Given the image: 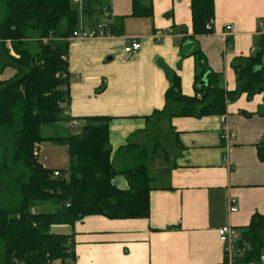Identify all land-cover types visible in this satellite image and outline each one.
<instances>
[{"label":"crops","instance_id":"0c3cea01","mask_svg":"<svg viewBox=\"0 0 264 264\" xmlns=\"http://www.w3.org/2000/svg\"><path fill=\"white\" fill-rule=\"evenodd\" d=\"M140 1L153 7V17H132L133 0L107 1L113 17H125L122 36L70 42L69 115L110 117L113 154L137 132L133 140L150 148L151 215L89 216L72 226H53L51 232L73 235L75 264H224L218 229L231 226L240 236L255 213L264 214V163L257 151L264 141V95L248 100L243 94L221 116L154 114L166 105L168 70L181 78L184 95H195L198 61L182 55L183 46L195 49L193 42L210 69L221 74L224 87L236 89L234 63L253 55L264 35V0H215L213 31L196 41L190 0ZM229 25L230 42L224 37ZM133 40L142 50L125 54ZM13 74L6 70L0 78ZM225 128L234 134L228 151ZM114 166L120 169L121 161ZM113 183L128 188L122 175ZM230 199L237 201L238 212H231Z\"/></svg>","mask_w":264,"mask_h":264},{"label":"trees","instance_id":"16d2710c","mask_svg":"<svg viewBox=\"0 0 264 264\" xmlns=\"http://www.w3.org/2000/svg\"><path fill=\"white\" fill-rule=\"evenodd\" d=\"M81 1L78 10L75 0H0V77L6 70L14 72L9 79L0 78V264H75L73 235L52 233L53 226H72L89 216L128 220L151 215L150 148L133 140L137 132L115 154L110 117L77 119L78 133L65 137L43 134L45 128L69 122L65 116L71 105L69 39L79 29L80 18H90L93 25L108 21L107 29L114 37L123 35L125 17L110 21L107 1ZM190 2L196 41V36L213 31L215 0ZM153 15L152 6L133 0L132 17ZM32 40L38 45L36 53L28 45ZM193 43L195 49L183 46L182 55H193L198 61L195 95H184L181 78L168 70L166 105L154 116H221L243 94L248 100L264 95V35L258 38L253 55L234 63L237 87L232 91ZM45 142L68 148L69 180L67 171L49 169L40 160V146ZM158 147L155 144L154 151ZM257 151L264 163V141ZM113 158L121 161L120 169ZM119 175L127 180V189L114 185ZM36 206H49L52 211L33 212ZM240 231L233 264H262L264 214L255 213ZM224 262L229 264L226 257Z\"/></svg>","mask_w":264,"mask_h":264},{"label":"built area","instance_id":"2783aa9c","mask_svg":"<svg viewBox=\"0 0 264 264\" xmlns=\"http://www.w3.org/2000/svg\"><path fill=\"white\" fill-rule=\"evenodd\" d=\"M81 0H75V2H79ZM107 16H110V21L113 20V16L110 12H108ZM108 21L100 20L96 22L93 26L89 28H84L83 26L76 30L73 36L69 39L70 42L79 39H108L114 38V36L107 29ZM207 29H211V25L207 26ZM233 26L229 25L226 27L224 32V37L229 40V37L232 35ZM142 50V44L133 40L129 46H127L124 50L125 54H131L134 52H139ZM256 48L253 49V53H255ZM13 54V52H12ZM65 116L69 118V122L66 125V128L69 129L70 133H78V128L80 126V122L77 119L71 118L69 115V108L65 111ZM222 139L226 144V151H228L234 141V134L229 133V130L225 128L222 130ZM56 176H60L59 173H55ZM229 208L231 212H238V205L235 199H230L228 201ZM219 241L224 246V255L227 258L229 264H233L234 254L237 247V243L240 239V236L237 235L236 231L231 226H225L218 229ZM261 263L264 264V256L261 258Z\"/></svg>","mask_w":264,"mask_h":264},{"label":"rangeland","instance_id":"374dc122","mask_svg":"<svg viewBox=\"0 0 264 264\" xmlns=\"http://www.w3.org/2000/svg\"><path fill=\"white\" fill-rule=\"evenodd\" d=\"M108 1V0H105ZM82 1L75 2L74 7L78 10H81ZM91 19L88 17H81L80 18V27L85 26V28H89L91 24ZM66 22L64 21L63 25L65 26ZM30 50L33 53H36L38 51V45L34 40L29 41L28 43ZM6 46L9 50L11 49L10 43H6ZM43 134L46 137L51 136H67L68 130L66 129V126L63 125V123L57 124L55 127H49L45 128ZM150 144V141L146 142ZM40 160L45 164V166L49 169H60L67 171L65 174V179L69 180L70 178V171H69V155H68V148L65 145H58L51 142H45L42 144L41 152H40ZM118 159H114V163L117 166ZM33 212H51L52 208H49V206L40 207L36 206L33 210ZM62 233V232H58Z\"/></svg>","mask_w":264,"mask_h":264}]
</instances>
